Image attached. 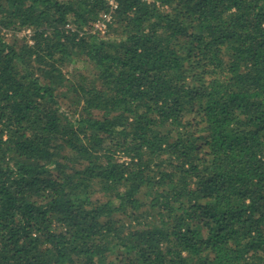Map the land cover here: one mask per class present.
<instances>
[{"label":"trees","instance_id":"16d2710c","mask_svg":"<svg viewBox=\"0 0 264 264\" xmlns=\"http://www.w3.org/2000/svg\"><path fill=\"white\" fill-rule=\"evenodd\" d=\"M114 1L0 0V264H264V0Z\"/></svg>","mask_w":264,"mask_h":264},{"label":"built area","instance_id":"2783aa9c","mask_svg":"<svg viewBox=\"0 0 264 264\" xmlns=\"http://www.w3.org/2000/svg\"><path fill=\"white\" fill-rule=\"evenodd\" d=\"M146 2H153L155 0H143ZM156 3H158L156 1ZM109 8L106 11L100 13L99 17L92 23L93 29L99 34H103L106 32L109 23L112 20V11L117 7V4L114 0H109L108 2Z\"/></svg>","mask_w":264,"mask_h":264},{"label":"rangeland","instance_id":"374dc122","mask_svg":"<svg viewBox=\"0 0 264 264\" xmlns=\"http://www.w3.org/2000/svg\"><path fill=\"white\" fill-rule=\"evenodd\" d=\"M28 34H29V30L21 29L20 31L16 30L13 33L9 32L6 35H7L8 38H12L13 37L18 43H20L22 41V39L25 38V35L28 36Z\"/></svg>","mask_w":264,"mask_h":264}]
</instances>
